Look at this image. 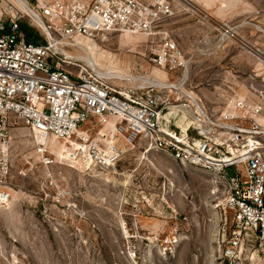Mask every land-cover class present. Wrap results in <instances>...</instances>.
<instances>
[{
    "label": "rangeland",
    "instance_id": "374dc122",
    "mask_svg": "<svg viewBox=\"0 0 264 264\" xmlns=\"http://www.w3.org/2000/svg\"><path fill=\"white\" fill-rule=\"evenodd\" d=\"M21 5L0 0V11L21 12ZM20 22L40 37L26 17ZM152 31L108 34L96 51L69 48L74 72L101 71L119 87L180 77L182 89L216 102L226 84L243 95L250 75L264 78V0H172ZM162 36L184 53L182 74L149 62ZM14 120L7 169L0 167V193L8 195L0 198V264H220L229 215L214 207L208 174L119 134L114 161L86 164L84 150L67 149L70 140L41 143ZM81 129L110 139L111 127L96 120ZM237 262L264 264V252L243 246Z\"/></svg>",
    "mask_w": 264,
    "mask_h": 264
},
{
    "label": "built area",
    "instance_id": "2783aa9c",
    "mask_svg": "<svg viewBox=\"0 0 264 264\" xmlns=\"http://www.w3.org/2000/svg\"><path fill=\"white\" fill-rule=\"evenodd\" d=\"M25 1L27 12L21 7V12L0 11L1 169H7L8 124L14 119L39 139L79 138L97 165L117 158V143L92 138L81 127L112 120L115 136L140 140L212 178L214 207L229 215L220 264H239L243 246L256 244L264 252V78L250 75L243 95L226 84L220 102L185 91L180 77L172 83L114 86L101 71L75 73L68 49H97L112 33L150 35L170 15L172 0ZM22 17L40 42L25 41ZM258 59L264 61V54ZM149 62L178 74L187 65L167 36L160 38ZM134 70L147 73L141 64Z\"/></svg>",
    "mask_w": 264,
    "mask_h": 264
},
{
    "label": "bare ground",
    "instance_id": "6f19581e",
    "mask_svg": "<svg viewBox=\"0 0 264 264\" xmlns=\"http://www.w3.org/2000/svg\"><path fill=\"white\" fill-rule=\"evenodd\" d=\"M21 1V8L23 9V11L24 12H27L28 11V9H27V7H26V1L25 0H20ZM26 14V13H25ZM128 33V32H127ZM136 34H140V33H136ZM82 44V43H81ZM100 46L98 45V47H97V49H92V48H90V50H92V51H96V50H100ZM80 73H83V72H80ZM147 82L148 83H150V84H155V83H157V82H159L158 80H153V79H151V80H149V79H147ZM106 126H110L111 127V134H110V139L109 140H107L108 142H115L116 140H115V135L113 134V127H112V120L109 122V123H107V124H105ZM70 140V141H69ZM68 141V143H69V145H70V147L69 148H67V149H69V150H78V149H82V150H84L85 151V154L86 155H84L85 156V160H86V164H92V165H94L93 164V160L87 155V152H86V147H85V145L83 144V143H80V142H78V141H76V140H74V139H69ZM41 143H47V138H43V139H41ZM39 151H41L40 149H38ZM42 152H44V150H42ZM70 151H68V153H69ZM43 154V153H42ZM70 154V153H69ZM1 196V195H0ZM2 198H4V195H2L1 196Z\"/></svg>",
    "mask_w": 264,
    "mask_h": 264
},
{
    "label": "trees",
    "instance_id": "16d2710c",
    "mask_svg": "<svg viewBox=\"0 0 264 264\" xmlns=\"http://www.w3.org/2000/svg\"><path fill=\"white\" fill-rule=\"evenodd\" d=\"M19 27L24 33L25 41L29 43H38L40 42V37L37 35L36 32L28 29L24 24L19 22Z\"/></svg>",
    "mask_w": 264,
    "mask_h": 264
}]
</instances>
